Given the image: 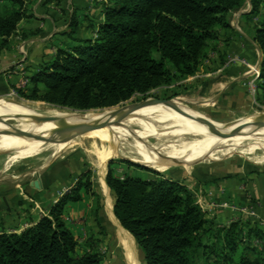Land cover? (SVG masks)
Segmentation results:
<instances>
[{
	"label": "trees",
	"instance_id": "obj_1",
	"mask_svg": "<svg viewBox=\"0 0 264 264\" xmlns=\"http://www.w3.org/2000/svg\"><path fill=\"white\" fill-rule=\"evenodd\" d=\"M63 2L43 0V5L63 11ZM244 2L102 0L103 20L89 21L93 36L87 38L76 35L81 22L73 10L62 33L71 42L54 45L49 58L25 67L23 86L11 87L24 99L74 110L116 106L134 94L195 75L208 53L217 50L214 42L230 27L231 12ZM250 3L254 40L262 53L256 89L264 106V0ZM29 16L25 0H0V54L10 47L18 23ZM105 181L114 216L133 237L144 264H264V246L257 251L248 243L262 238L261 231L241 219L221 224L206 217L182 181L159 173L121 178L111 165ZM82 193L99 197L90 171L33 225L19 232L1 230L0 264H102L92 242L85 241L89 251L76 253L78 241L63 220L65 204L81 200Z\"/></svg>",
	"mask_w": 264,
	"mask_h": 264
},
{
	"label": "crops",
	"instance_id": "obj_2",
	"mask_svg": "<svg viewBox=\"0 0 264 264\" xmlns=\"http://www.w3.org/2000/svg\"><path fill=\"white\" fill-rule=\"evenodd\" d=\"M101 1L64 0L61 11L56 6L43 5V0H27L26 8L33 17L22 19L18 26L36 33L22 41V44L25 43L23 50L17 49L16 54L6 51L0 54V94L19 83L25 73H28L25 67H35L42 56L49 58L54 44L71 42L62 33L67 25L66 19L73 10L81 21L76 35L80 38L91 37L93 32L88 27L89 21L103 20ZM250 8V0H245L242 6L233 10L229 16L230 27L221 30L214 42L217 50L211 53L210 62L205 65L213 69L210 72L213 75L205 74L212 77L213 86H207V91H211L213 96L236 98L244 93V89L247 90L248 81L256 86L257 78L251 70L259 66L262 53L254 40V20ZM260 11L264 12V8L261 7ZM17 32L19 29L16 28L15 34ZM224 43H227L226 48ZM222 52H225L226 58L224 55L220 56ZM230 55L237 59L230 61ZM194 76L197 73L192 77ZM16 167L18 170L15 168L13 173L7 169L9 173L5 178L0 176V183H4V180L12 183L9 189H0V230L21 231L36 223L87 171L71 157L42 165L21 162ZM177 177L194 195L206 217L221 224L234 219L247 221L261 231L264 239V169L257 171L243 162L228 161L223 165L212 164L203 169L184 167ZM96 184L102 190V195L95 191L94 183L93 191L104 198L106 206V194L100 178ZM92 205V197L82 193L81 200L67 202L64 206L63 220L76 239L86 235V225L94 217L91 213ZM106 221L113 222L107 216ZM112 224L116 225L114 222Z\"/></svg>",
	"mask_w": 264,
	"mask_h": 264
},
{
	"label": "rangeland",
	"instance_id": "obj_3",
	"mask_svg": "<svg viewBox=\"0 0 264 264\" xmlns=\"http://www.w3.org/2000/svg\"><path fill=\"white\" fill-rule=\"evenodd\" d=\"M26 2L27 0H25V4ZM3 3L6 4L5 1H3ZM49 5L55 6L53 4ZM27 13L30 16L24 19L33 17V14L29 12L28 9ZM67 20L68 17L66 19V24L68 23ZM253 20L255 21L256 18H253ZM21 28V26L17 25V29H19V32L10 37V47L4 51L16 54L17 49L23 50V45L25 43L22 44V41L31 36L29 33H36V31H32L29 29L25 30V28ZM24 34L29 35L27 37H23L22 35ZM54 45H57V43ZM212 52L213 51H210L208 53V57L202 61V65L197 72V76H191V78L187 77L186 79H176L175 82L168 87H159L156 89H152L143 95L134 94L128 100L121 102L116 106L96 110L107 111L114 108H124L125 106V108H127L128 105L131 106L137 102L147 99L167 100L177 106L197 113L198 115H201L222 126L236 125L253 116H259L260 114L264 113V106H262L258 102L259 93L256 89V86L251 84L250 81H248L247 90L244 89V93H241V95H238L236 98H224V96L221 95L213 96L211 91H207V86L210 88H212L213 86L212 77L205 76V74L208 75V73L213 75L212 73H210L213 71V69L205 66L206 63L210 62ZM228 57L230 58V61H232L233 59H237L231 55ZM25 80L26 79L23 77L17 85L23 86ZM208 84H210L211 86ZM4 105H11L20 108L25 107L30 111L37 112L43 115L46 113V108L60 109L70 112H82L68 107L48 104L42 101H32L24 99L20 97L12 87L10 90H5L0 94V109H9ZM139 107L151 112L150 116L155 120H172L173 118H177L184 122L179 123L174 127L175 132L173 131L169 133V131H167L165 134L160 133L154 136L149 135L143 129H135L133 130V133H131L132 135L130 137L128 136L125 139L121 138L119 141H117L118 156L109 155V158L106 160V163L107 161H109V163L105 164V175L107 173L109 165H111L114 173L121 178L125 176L154 178L156 176V173H159L160 175H164V177L177 179L178 172H180L184 167H199V169H203L212 164L223 165L228 161L243 162L248 166L253 167L257 171L264 169V140L256 138H250L242 141L233 140L224 142L206 150V156L201 155L197 157V159H191L189 161H184L181 163L169 162L165 165V167L152 166L148 164V160L143 163L146 166L132 165V162L128 161L127 159L136 161L135 159H133L135 156H137L135 144L137 147L143 146L142 149H145V151H148L150 153H158L162 150L163 144H178L179 142L191 143L192 141H197L198 136L190 132H196L200 130L199 125L190 122V119L187 120L176 116L183 114L170 109L167 103L147 102ZM44 116L54 118L51 115ZM16 125L17 120L13 117L9 119H0V130L6 127L13 128ZM86 132L71 134L72 136H68L66 140L67 142L60 140L58 137H54V139L47 142H42L40 140L39 142L31 145H19L15 147L5 148H15L16 150L0 151V176L5 178L9 173L6 171L7 169H10L12 171L16 168L18 170L19 166L16 167V165L20 164L21 162H33L35 165H42L52 160L68 159L71 157V159H73L80 165H83L87 171H90V179L92 183H94L93 188H95V191H98L99 194L102 195V190L96 184V182L98 181L97 150H102V148H105V150L107 151L110 150V141L108 137L101 141L99 139V136H91L88 134L86 135ZM136 137L141 139V146L138 143ZM203 152L204 151L197 154H201ZM121 156L126 159L121 158ZM155 157L161 159L162 161H166V159L170 156L160 155ZM170 158L175 157L172 156ZM10 165L12 166L11 168ZM10 173H13V171ZM11 186L12 183L7 182V180H4V183H0V189L2 190L9 189ZM99 194L98 198L90 195L93 199L91 213L94 214V217L90 216L92 217V219L89 220V225H86V235L84 234L82 238L77 239L79 246L77 247L76 253L82 254L85 251H89L90 247H85V241H89V243L92 242L94 249L101 253L102 264H124L121 252L122 250L118 242V227L106 221L104 198H102ZM109 194L113 203V198L110 190ZM97 203H99L100 205L99 210L95 209ZM8 231L19 232L12 229ZM251 239L252 240L248 242L249 245L251 247L253 246L257 251H260L262 249V246H264L263 237H253ZM136 250L140 257L141 264H144L141 250L138 247H136Z\"/></svg>",
	"mask_w": 264,
	"mask_h": 264
},
{
	"label": "bare ground",
	"instance_id": "obj_4",
	"mask_svg": "<svg viewBox=\"0 0 264 264\" xmlns=\"http://www.w3.org/2000/svg\"><path fill=\"white\" fill-rule=\"evenodd\" d=\"M9 109H0V119H9L15 118L17 120V125L13 128H4L0 130V151L6 150H16L15 147L19 145H31L39 142L40 140L29 137L27 133H32L35 135L41 134L43 137H48L54 135L56 131L64 126L73 125V126H83L90 124H100L96 128L86 132V135L99 136V139L103 141L108 137L110 141V150H97L98 154V175L104 193L106 194V206L105 212L106 216L113 221L119 230L118 233V242L121 247L122 257L124 264H141L140 257L136 250V245L133 237L119 224L116 217L113 214L112 202L108 194V188L104 181L105 176V164L106 160L109 158V155L118 156V143L121 138L130 137L135 129H143L149 135H158L160 133L165 134L167 131L173 132L174 127L179 123L184 121L173 118L172 120H155L150 114L151 112L147 111L144 108L136 107L124 117L121 118V115L126 110L124 108H114L110 110H88L83 112H70L60 109H45L46 113L44 115L53 116V120L38 122L34 119L36 116H44L43 114L30 111L25 107H15L11 105H4ZM129 107V105H128ZM180 107V106H178ZM186 112L192 111L186 110L180 107ZM175 111V110H173ZM181 114V113H180ZM170 115V114H169ZM180 118L189 120L188 117L183 115H176ZM253 121H260L264 123V113L259 116H253L241 123L236 125L222 126L216 123L217 130L214 131L206 125H202L198 122H195L190 119V122H193L196 125H199L200 130L196 132H190L198 136L197 141H192L191 143L179 142L178 144H163L162 150L160 152L150 153L142 149V147H137L135 144V150L137 156L133 159L140 163L146 162L152 166H162L165 167L170 161H162L155 156H170L175 157V159L181 161H189L191 159H197L201 155H207L205 152L209 148L219 145L224 142L233 141V140H246L250 138L263 139L264 140V124L262 126H253L247 124L241 128L235 135L230 137H220L219 133L228 132L238 125H243L246 123H251ZM102 123V124H101ZM186 123V122H185ZM21 129L23 133L16 132L14 129ZM133 128V129H132ZM175 132V131H174ZM178 132V131H176ZM180 133V132H179ZM76 133H66L63 135H54L62 141H66L68 136ZM177 134V133H176ZM181 134V133H180ZM78 135V134H77ZM171 135V134H170ZM72 136V135H71ZM75 136V135H74ZM166 136V135H165ZM73 138V137H72ZM98 138V137H97ZM138 143L141 146V139L136 137ZM135 139V140H136ZM70 140V139H68ZM196 140V139H195ZM67 142V141H66ZM189 142V141H188ZM133 145V143H132ZM204 151L201 154H197ZM175 154V155H173ZM100 184V183H99ZM112 222V223H113Z\"/></svg>",
	"mask_w": 264,
	"mask_h": 264
},
{
	"label": "water",
	"instance_id": "obj_5",
	"mask_svg": "<svg viewBox=\"0 0 264 264\" xmlns=\"http://www.w3.org/2000/svg\"><path fill=\"white\" fill-rule=\"evenodd\" d=\"M12 102V101H11ZM147 102H162V103H167L168 104V107L172 110H175L183 115H185L186 117H188L189 119L195 121V122H198L202 125H206L207 127L211 128L212 130L216 131L217 128H216V123L201 116V115H198V114H193V113H190V112H186L184 111L183 109H181L180 107H178L177 105H175L174 103H171L170 101H167V100H158V99H147V100H144V101H140V102H137L129 107L126 108V110L123 112V114L121 115V118L124 117L126 114H128L130 111H132L134 108L136 107H139L141 106L142 104L144 103H147ZM15 103V102H13ZM90 110H96V109H90ZM79 111H88V110H79ZM34 119L38 122H44V121H50V120H53V118L51 117H46V116H36L34 117ZM102 124V123H101ZM247 124L249 125H255V126H262L264 123L260 122V121H253L251 123H246V124H243V125H238L236 127H234L233 129L229 130L228 132H224V133H219L220 137H223V138H226V137H230V136H233L235 135L241 128H243L244 126H247ZM98 125L100 124H90V125H83V126H73V125H68V126H64V127H61L59 128L56 133L54 135H63V134H66V133H82V132H86V131H89V130H92L94 128H96ZM16 132H20V133H23V131L21 129H14ZM27 135L29 137H32V138H35V139H38V140H41L42 142H47V141H50L52 139H54V135H50L48 137H43L41 134H38V135H35V134H32V133H27ZM121 158L123 159H126L124 157L121 156ZM128 161L132 162L133 164H137V165H142V166H146L145 164L143 163H140L138 161H133V160H130V159H127ZM166 161H170L172 163H181V162H184V161H181V160H178V159H175V158H170L168 157L166 159ZM109 163V161H107V164Z\"/></svg>",
	"mask_w": 264,
	"mask_h": 264
},
{
	"label": "built area",
	"instance_id": "obj_6",
	"mask_svg": "<svg viewBox=\"0 0 264 264\" xmlns=\"http://www.w3.org/2000/svg\"><path fill=\"white\" fill-rule=\"evenodd\" d=\"M233 60H235V59H233ZM232 60V61H233ZM253 71H254V73H255V75H256V77L255 78H257L258 77V75H259V70H258V67H253ZM26 83V80H25V82L23 83V84H25Z\"/></svg>",
	"mask_w": 264,
	"mask_h": 264
}]
</instances>
